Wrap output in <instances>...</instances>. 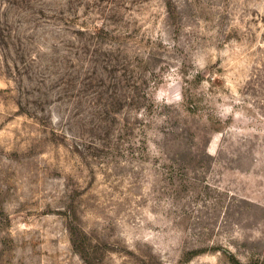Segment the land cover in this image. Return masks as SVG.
I'll return each instance as SVG.
<instances>
[{"label":"rangeland","instance_id":"obj_1","mask_svg":"<svg viewBox=\"0 0 264 264\" xmlns=\"http://www.w3.org/2000/svg\"><path fill=\"white\" fill-rule=\"evenodd\" d=\"M232 256L264 264V0H0V264Z\"/></svg>","mask_w":264,"mask_h":264},{"label":"trees","instance_id":"obj_2","mask_svg":"<svg viewBox=\"0 0 264 264\" xmlns=\"http://www.w3.org/2000/svg\"><path fill=\"white\" fill-rule=\"evenodd\" d=\"M77 34L81 35V39H79V42L88 41L93 44L94 41H98L104 38H108V40L113 43L118 42L116 40V37L114 39L112 32L108 30L106 27L95 26V29L93 30H90L88 27H84L78 30ZM113 60L114 59L111 56V52L104 51L102 62H104L105 65H103L102 68L105 71H112V72L115 71V69L120 70L119 68L123 70V67H122V64L120 63L119 58H118V66L108 65ZM157 77L158 75L155 71H151L148 76L145 75L142 71H140V73L139 71H137L133 79L134 81V85H133L134 86L133 88L134 107L139 112L145 111L146 115H154V113H157L160 110L161 105L158 104L156 101H154V99L152 98V93L149 91L151 88L150 83L156 86V83L158 82L156 81ZM146 125H147V121H145L144 123H141V126L143 127H145ZM80 234L81 233H79L78 231H74L73 229L71 230V241H72L73 247L82 254L83 252L82 247H83L84 241L82 240V237L79 236ZM193 254L195 255L199 253H193ZM226 255L228 256L227 253ZM231 262L233 264H250V263H242L234 256L231 257Z\"/></svg>","mask_w":264,"mask_h":264}]
</instances>
